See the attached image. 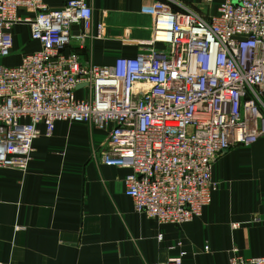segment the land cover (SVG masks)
Segmentation results:
<instances>
[{
    "label": "built area",
    "instance_id": "1",
    "mask_svg": "<svg viewBox=\"0 0 264 264\" xmlns=\"http://www.w3.org/2000/svg\"><path fill=\"white\" fill-rule=\"evenodd\" d=\"M59 1L0 0V169L26 171L40 126L49 137L57 122L109 125L100 162L128 171L123 194L134 213L159 225L198 218L217 188L215 160L264 135V0H222L207 21L155 1L149 45L164 48L103 67L70 46L101 39L104 23L92 33L85 0ZM15 25L38 49L3 66ZM182 256L151 264H180ZM227 264L264 257L232 249Z\"/></svg>",
    "mask_w": 264,
    "mask_h": 264
},
{
    "label": "crops",
    "instance_id": "2",
    "mask_svg": "<svg viewBox=\"0 0 264 264\" xmlns=\"http://www.w3.org/2000/svg\"><path fill=\"white\" fill-rule=\"evenodd\" d=\"M155 1L207 21L222 0H85L90 32L102 21L104 36L70 49L97 67L149 48L162 50L161 43L149 45ZM15 26L3 66L38 49L27 28L21 25L18 33ZM11 56L12 65H6ZM109 129L57 122L44 137L40 126L26 171L0 169V264H151L179 253L180 264H227L232 249L242 258L264 257V135L247 147L230 146L215 160L210 176L217 188L198 218L159 225L134 213L124 196L128 171L101 164Z\"/></svg>",
    "mask_w": 264,
    "mask_h": 264
},
{
    "label": "rangeland",
    "instance_id": "3",
    "mask_svg": "<svg viewBox=\"0 0 264 264\" xmlns=\"http://www.w3.org/2000/svg\"><path fill=\"white\" fill-rule=\"evenodd\" d=\"M24 30V28H23V26H21V25H18V26H15V31L16 32H18V33H20V30ZM13 60H14V56H11V58H9L8 60H7V62H6V65H12V63H13ZM80 93H82V91H80ZM79 95H77V97H78Z\"/></svg>",
    "mask_w": 264,
    "mask_h": 264
}]
</instances>
